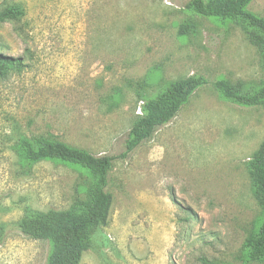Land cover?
<instances>
[{"label":"rangeland","instance_id":"obj_1","mask_svg":"<svg viewBox=\"0 0 264 264\" xmlns=\"http://www.w3.org/2000/svg\"><path fill=\"white\" fill-rule=\"evenodd\" d=\"M191 1L0 0L15 15L0 23V55L25 66L0 80V264H47L50 243L20 223L85 198V170L24 160L22 141L37 137L113 159L109 217L80 264H247L243 244L264 219L246 169L264 108L229 102L214 83L257 87L263 61L240 25ZM247 9L264 18V0ZM188 77L206 84L124 156L144 101Z\"/></svg>","mask_w":264,"mask_h":264},{"label":"trees","instance_id":"obj_2","mask_svg":"<svg viewBox=\"0 0 264 264\" xmlns=\"http://www.w3.org/2000/svg\"><path fill=\"white\" fill-rule=\"evenodd\" d=\"M252 0H192L189 7L196 13L211 18L229 20L240 25L249 41L259 50L264 69V18L248 11ZM12 15V16H10ZM15 19L14 14H0V23ZM247 25L248 27H244ZM25 66L19 59L0 55V80L13 73H22ZM206 81L188 77L172 83L164 92L144 101L142 115L134 122L125 141V154H132L143 143L152 139L156 131L171 122L190 97ZM223 99L247 107L264 108V82L254 88L243 83L220 79L214 83ZM112 106H117L112 103ZM25 161L62 162L85 170L90 178L85 198L79 199L67 211L38 212L23 219L21 231L37 241H47L51 251L47 264H80L88 249L92 233L105 225L113 197L108 192V178L113 159L108 155H94L66 143L44 137L22 141ZM246 169L251 191L264 217V141L253 154ZM242 258L247 264H264V219L257 225L242 247Z\"/></svg>","mask_w":264,"mask_h":264}]
</instances>
